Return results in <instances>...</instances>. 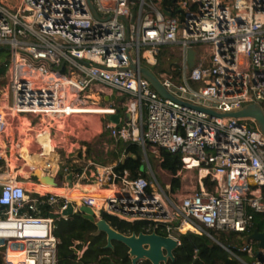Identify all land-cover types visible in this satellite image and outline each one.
Here are the masks:
<instances>
[{"label": "built area", "instance_id": "obj_1", "mask_svg": "<svg viewBox=\"0 0 264 264\" xmlns=\"http://www.w3.org/2000/svg\"><path fill=\"white\" fill-rule=\"evenodd\" d=\"M0 47L8 53L0 66L10 96L0 109V136L12 124V112L16 118L64 117L65 106L106 92L121 98L123 106L122 111L109 106L119 116L109 125L112 135L137 143L147 169V150L157 158L166 150L179 156L175 176L185 171L195 178L187 192L171 193L169 184L163 187L153 174L131 179L126 171L118 173L117 162H90L87 173L68 169L57 156L55 168L47 162L42 170L57 184L63 177L69 187L65 177L71 173L70 187L112 189L100 198L84 191L71 200L30 191L21 184L22 175L12 176L0 165L5 263L57 264L59 239L53 231L56 220L69 217L62 214L69 203L74 214L88 207L97 219L103 212V217L146 221L149 229H160L178 243L183 223L210 239L209 229L237 234L242 241L252 233L253 214H264V133L253 119L217 117L196 107L230 113L248 103L264 104V0H173L172 5L162 0H0ZM162 48L168 52L161 56ZM189 48L195 50L191 67ZM159 58L167 64L155 73L149 66ZM131 64L147 67L169 96L158 93ZM77 245L71 249L80 257L86 246ZM239 250L254 258L252 264H264V248L256 241L242 242ZM9 253L19 256L17 263Z\"/></svg>", "mask_w": 264, "mask_h": 264}, {"label": "trees", "instance_id": "obj_2", "mask_svg": "<svg viewBox=\"0 0 264 264\" xmlns=\"http://www.w3.org/2000/svg\"><path fill=\"white\" fill-rule=\"evenodd\" d=\"M165 5H172L173 0H162ZM0 55L4 60L8 53L5 48L0 47ZM166 64L159 58L158 63ZM5 68L0 66V75H3ZM119 151L115 155V170L118 173L126 171L129 178L133 179L138 176H144V162L142 160V151L140 146L135 142H125L118 140ZM160 167L173 175L170 182V190L175 191L180 187V178L175 176L177 171L181 169V162L178 155L171 154L166 150H160ZM62 176V174H60ZM205 184L211 188L212 183L207 179ZM63 188L52 186L49 192L57 193ZM43 214H48L45 208ZM106 221L117 231L124 234L151 232L146 221L127 222L120 220L114 216L104 215ZM254 229L258 231L264 230V214L254 213L252 218V226L250 231ZM54 235L59 239L57 244V264H130L127 253V247L122 243L113 241V248H106V239L104 233H96V227L93 223L84 219L80 213H75L68 218H60L55 221ZM161 235H166L164 231L156 229ZM185 232V231H183ZM208 232L221 244L225 245L232 253L237 256L245 254L238 247L229 243L231 236L225 233L209 229ZM230 235L234 233H228ZM179 245L174 250V259L168 260L166 264H239L238 261L230 255V253L210 239L205 234H196L190 231L178 234ZM241 245L242 240L236 234L233 237ZM75 241L79 242L78 248L87 243L86 249L80 257L74 253L71 246ZM0 264H5L3 254L0 252ZM139 264H150L143 261Z\"/></svg>", "mask_w": 264, "mask_h": 264}, {"label": "rangeland", "instance_id": "obj_3", "mask_svg": "<svg viewBox=\"0 0 264 264\" xmlns=\"http://www.w3.org/2000/svg\"><path fill=\"white\" fill-rule=\"evenodd\" d=\"M160 52V55L162 56V54L168 52V49L162 48ZM1 58H3V55H0V59ZM166 64L162 65V63L159 62L157 65H153L151 67L149 66V68L153 72L157 73L159 70L164 68ZM193 87L197 88L198 83L193 84ZM8 91V79L5 74L0 75V103L5 102L7 104V102H9L10 96ZM121 101V98H116L115 95H108L106 92H103L97 93V95H91L90 99H88L85 103L74 104L72 106L69 105V107L67 106V111L70 113L68 118H66L63 122L57 121L54 123L55 121H51L52 126L49 127L51 129V135L55 137H49L52 139L50 140L52 143L50 144L49 142L46 148L44 147V151L46 149L47 152H52V147L54 148V143L56 140V146L54 150L61 161V165H64L68 169L75 171L86 169L88 173V168L92 166L89 164L90 162L100 166L116 163L115 155L119 151L118 139L112 135L109 129V125L112 123V121H110L106 115L111 116L112 113H114L109 108L112 103H114L116 108H120L122 111L123 106ZM260 104L264 110V104L262 102H260ZM93 108H95V113L93 112ZM95 114H99V116ZM43 119L34 117L31 119L32 124H39ZM46 119L49 120L48 118ZM95 123H97L98 127H94ZM41 124L47 125V122ZM247 124L251 125L249 122H247ZM11 130L12 129L9 128L7 132H10ZM44 138L42 141L43 143L45 142ZM17 151L18 149L16 148L14 150V157L18 158V160L15 162V165L20 169V167L23 166L22 164L24 161H22L21 157L19 156L20 154H18ZM35 151H39L37 146L32 147L31 154ZM146 155L151 167V171L147 169L148 167L145 162L142 166L143 169L145 168V176L150 177V175L153 174L163 187H165V183H168L170 189V182L173 175L160 168V158L155 157L154 154L148 150ZM27 167L25 166L26 171L29 173L28 179L33 180L32 172L35 169H27ZM178 176L180 178V187L175 191L170 190L171 193H175L176 191L177 193H185L190 187H192V185H195V178L193 177L192 173L184 171ZM60 178L62 179V177ZM87 188L90 189V186H87ZM226 236H231V240H229L231 245L238 247V249L240 248V244H238L237 240L233 238L236 236V234H226ZM85 246H87V243L80 248H76L82 249ZM254 247H256V245H254ZM230 255L234 257L239 264H243V262L252 264L254 262V258L248 256L247 254H241L239 256L243 262H241V260L237 259L232 254ZM143 261H140L139 263Z\"/></svg>", "mask_w": 264, "mask_h": 264}, {"label": "water", "instance_id": "obj_4", "mask_svg": "<svg viewBox=\"0 0 264 264\" xmlns=\"http://www.w3.org/2000/svg\"><path fill=\"white\" fill-rule=\"evenodd\" d=\"M164 14L169 15L170 12L167 10L163 11ZM195 50L193 48L187 49V62L191 67L194 63ZM133 70H138L153 86V88L160 93L162 96H169L165 88L159 83L158 79L155 75L145 66H138L135 64H131L130 66ZM199 110H203L210 115H214L217 117H231V118H250L253 119L260 130L264 133V110L261 105L257 103H248L242 106L239 110L230 112V113H217L215 111L203 108L196 107ZM106 117L114 122H119V116L111 115ZM129 118V114H124V119L127 120ZM32 176L35 177L39 183H50L52 185H56V181L54 178L43 174L40 170L35 169L32 172ZM72 174L69 173L65 177V181L68 186H72ZM62 214L65 216H71L74 214L73 206L69 203L62 211ZM81 216L93 223L96 227V233H104L106 239V248H113L112 242L117 241L122 243L127 247L128 257L130 259V264H138L140 261H148L150 264H166L168 260L174 259V250L177 248L179 243L176 239L170 236H165L157 233L156 231L147 232H139V233H131L124 234L116 229H114L103 217V212H101L102 217L95 218L93 216L92 210L88 207L80 208ZM211 239L221 246V243L216 240L214 237ZM254 240L258 243V248H264V230L258 231L254 229L252 233L247 235L243 239V244H246L249 240ZM260 254V250L257 251V255Z\"/></svg>", "mask_w": 264, "mask_h": 264}, {"label": "crops", "instance_id": "obj_5", "mask_svg": "<svg viewBox=\"0 0 264 264\" xmlns=\"http://www.w3.org/2000/svg\"><path fill=\"white\" fill-rule=\"evenodd\" d=\"M90 105H94V104H90ZM7 106L6 103L2 102L0 103V109H2L3 107ZM97 106V105H96ZM95 108H93V112L95 113ZM12 120H15V113L12 114ZM97 116H99V114H95ZM93 116V115H92ZM25 119L24 117H19L18 120L20 122V120ZM26 120V119H25ZM27 122V121H26ZM97 126V123H95L94 127ZM38 126H32L30 127V129L28 130H21L20 127L15 128V130L13 131V133L11 132H6L5 135L0 136V153L3 157V159L1 160V165L6 168V171L9 174H20L22 175V178H20L21 184L28 190L30 191H38L40 193H43V186L42 183H39L38 180L33 177V180L28 179L29 177V173L26 171L25 166L27 167V169H38L40 170V172H42V170L47 168V162L52 165L54 168L56 166V161H57V154L54 150V148L52 147V152H47L46 149L44 151V148H46V146L49 144L50 138H44L45 142L43 143L42 141V137L40 136V142L43 144V146L39 143L38 139H37V133H35V131H37ZM60 130V129H59ZM22 132V133H21ZM51 137H55L52 136ZM26 139H29V141L27 142ZM3 145H2V143ZM52 143V141L50 142V144ZM54 145L56 146V140ZM15 146V147H14ZM37 146L39 151H35L31 154V150L32 147ZM54 146V147H55ZM18 149V154H20L19 156L21 157L22 161H24V163L22 164L23 166L20 167V169L15 165V162L18 160V158L14 157V150ZM43 153V154H42ZM9 155V157H8ZM11 157V158H10ZM11 160H13L14 162V166L11 168L10 164H11ZM61 163V161H60ZM24 167V168H22ZM161 168V167H160ZM162 169V168H161ZM163 170V169H162ZM63 177L62 179L59 178L58 179V184L55 185L56 187H61V188H65L66 186L63 184ZM54 186V185H53ZM92 187V185H87Z\"/></svg>", "mask_w": 264, "mask_h": 264}, {"label": "bare ground", "instance_id": "obj_6", "mask_svg": "<svg viewBox=\"0 0 264 264\" xmlns=\"http://www.w3.org/2000/svg\"><path fill=\"white\" fill-rule=\"evenodd\" d=\"M7 94V93H6ZM69 107V106H68ZM68 110V108H67V106H65L64 107V110H62V111H64L65 113H66V115L64 116V117H58V116H53V115H51V118H49V120H47L45 117H44V119L42 120V122L41 123H45V122H47V125L46 124H41V123H39V124H32V120L28 117V116H26V115H19V117L21 116V117H24L25 119H22V120H20V122H19V120H18V118H16V116H18V114L17 113H15V112H12V114L13 113H15L16 115H15V120L13 121L12 120V124H11V126L9 127L10 129H12L10 132H12L13 133V131L15 130V128H19L20 127V129L21 130H28V129H30V127H32V126H35V125H37L38 126V128H37V131H35V133H37V139H38V141H39V143L43 146V144L40 142V139H42V138H44V137H46V138H49V137H51V135H49V131H48V129H49V126H52V123H51V121H55L54 123H56L57 121H60V122H63L66 118H68V116L70 115V113L67 111ZM11 114V116L13 117V115ZM72 114V113H71ZM27 121V122H26ZM8 128V129H9ZM22 133V132H21ZM42 137V138H40L39 139V137ZM43 140V139H42ZM26 141L28 142L29 141V139H26ZM2 143V142H1ZM2 145H3V143H2ZM44 148V147H43ZM55 148V147H54ZM12 162H11V164H10V167L12 168L13 166H14V162H13V160H11ZM15 167V166H14ZM10 175H14L13 173L12 174H10ZM42 186H43V193H49V189L53 186V185H51L50 183H43L42 184ZM84 191H89V193H90V195H93V196H95L96 198H100V197H102V196H104V195H107V194H111V192H112V189H101V188H99L97 185H92V187H90V189L89 188H87V185H83V186H81V185H79V186H73V187H65V188H63L60 192H57V193H55V194H59V195H63V196H66V197H68L69 199H71V200H78L81 196H84L85 195V192ZM53 193V192H52ZM180 230L183 232V231H188V230H196L194 227H192L190 224H188V223H183L182 225H181V227H180ZM11 254H13V253H9V259L10 260H12L13 261V263H17V261H18V259H19V256L18 257H14V256H12ZM16 256V255H15Z\"/></svg>", "mask_w": 264, "mask_h": 264}]
</instances>
